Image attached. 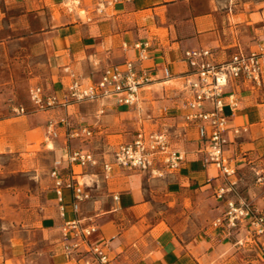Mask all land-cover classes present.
<instances>
[{"label": "crops", "instance_id": "1", "mask_svg": "<svg viewBox=\"0 0 264 264\" xmlns=\"http://www.w3.org/2000/svg\"><path fill=\"white\" fill-rule=\"evenodd\" d=\"M95 3L0 0V89L7 87V74L14 71L9 70L10 58L12 68H22L26 40L32 54L45 57L48 63L49 80L41 86L60 98L71 80L65 68L87 86L96 83L105 68H123L126 60H134L152 82L142 88L134 107L118 105L114 97H108L0 118V172L12 169L4 162L8 154L19 160L29 146L54 140L47 139V124L63 116L73 126L88 127L93 136L76 140L81 144L71 147L62 142L65 130L59 126L56 148L49 149L54 150L55 160L76 148L92 151L95 141L102 142L107 152L96 156L111 161L116 146L132 141L143 128L167 133L171 147L184 153L185 161L162 180L116 166L105 179L101 165L74 166L72 172L91 195L80 202L77 213L69 190H64L63 202L57 199L50 174L44 201L38 206L35 194L0 186V264H82L64 249L70 243L64 228L74 219L83 227H96L90 240L106 243L115 264H264L262 239L249 240L244 228L229 235L212 226L226 207V200L215 196L224 180L205 162L206 142L199 135V123L185 121L189 95L184 90V75L189 72L186 51L208 48L215 61L222 62L239 50L255 51L264 43V0H122L104 14L93 11ZM138 42L149 46L140 62L134 48ZM10 46L15 50L10 51ZM232 89L240 105L234 113L225 108L229 116L226 154L238 170L254 172V181L246 183L241 196L263 208L264 183L256 181L258 173H264L262 92L248 84ZM235 127L241 130L238 135L233 133ZM63 168L67 177L71 169L66 162ZM97 168L104 178L93 173ZM159 200L171 207L165 212L168 218L185 215L183 207L189 202L193 213L204 217V226L155 220L154 201ZM238 240H243L242 245Z\"/></svg>", "mask_w": 264, "mask_h": 264}, {"label": "built area", "instance_id": "2", "mask_svg": "<svg viewBox=\"0 0 264 264\" xmlns=\"http://www.w3.org/2000/svg\"><path fill=\"white\" fill-rule=\"evenodd\" d=\"M68 1L71 5L80 4V0ZM120 1L122 0H96L93 11L104 14L108 8ZM148 47L143 42L134 45L138 50L139 62L146 58ZM184 59L189 66V72L184 75V90L189 95L185 121L199 123V135L206 142L205 162L217 170L224 180L223 185L216 189L215 196L219 200L225 199L226 207L212 222V226L225 230L229 235L244 228L249 231V240L262 239L264 242V207L258 208L238 195V168L227 156L225 149L229 144L225 135L229 130V116L225 114V108L228 107L234 113L240 105L238 93L232 87L248 84L251 89L262 92L264 102V43L255 51L239 50L230 59L222 62L215 61L213 51L208 48L188 50L184 53ZM65 71L71 80L61 98L47 93L41 85L29 88V98L36 110L66 108L72 103L108 97H114L118 105L134 107L140 100L142 88L153 80L146 71L137 69L134 60H126L123 68L118 65L105 68L99 80L87 86L69 68H65ZM165 74L167 77L170 75L168 71ZM207 106L210 107L209 110L206 109ZM16 112L25 114L26 110L24 106H19ZM59 126L65 130L66 140L85 141L93 136L88 127H75L68 116H63L48 122L47 139L58 138ZM240 132V128H233L235 135ZM184 161L185 154L171 147L167 133L141 128L132 141L116 146L111 161H101L92 151L76 148L67 152L64 159L53 162L50 177L60 202H63L64 190L71 192V204L77 213L80 202L89 200L91 195L72 172L74 166L93 168L101 165L105 179L110 177L114 166L161 179L166 174L177 171ZM64 162L71 169L67 177L63 174ZM257 177V183L263 184L264 173H258ZM114 200L117 201L118 197ZM64 231L66 240L70 241L64 247L66 254L78 257L82 264H115V258L111 256L106 243L90 240L96 232L95 226L83 227L78 219H74L67 222ZM237 243L242 245L243 240H238Z\"/></svg>", "mask_w": 264, "mask_h": 264}, {"label": "rangeland", "instance_id": "3", "mask_svg": "<svg viewBox=\"0 0 264 264\" xmlns=\"http://www.w3.org/2000/svg\"><path fill=\"white\" fill-rule=\"evenodd\" d=\"M58 14L59 13H57L56 15L59 16ZM80 15L82 17L84 16L82 12L80 13ZM29 43L30 41L26 40V51L24 54L22 68H20L19 70H17L16 67L12 68L11 58L9 59V70L11 69L13 71L14 69V71L13 73H10L9 71V74H7V77L9 79V81L7 82V87H3L2 89H0V94L3 95L0 97V113L2 111V113L0 114V118L11 117V113L17 115L18 113L16 112V108L19 106H24L26 113H31L33 110H35L29 98V88L34 85L46 86L47 81L49 80L50 73L47 60H45V57L43 56L33 55L28 48ZM9 50L13 51L15 50V47L10 46ZM60 138H62L63 143L66 141L68 146L71 147H76L81 144L76 140H66L63 135ZM55 140L57 139L45 141V148H43L44 143H37L33 146H29L26 150V154H23L21 156V160H18L16 158L17 156H13V154H8L5 157L4 162L11 164L12 169L4 173L0 172V186L17 187L28 194H35V206H38V203H42L45 198L47 187L49 186V183L46 179L49 178L50 170L55 160L54 154H52V151L54 150L49 149L50 146H54V148H56V145L54 144ZM112 141L114 140L112 139ZM103 149L104 148L102 142H93V147L91 148V150L94 151L96 155L102 156L104 153H107ZM49 151H51V153ZM77 170L80 171L79 169ZM86 172V170H83L81 173ZM93 173L100 174L99 178H104L99 168L95 169ZM237 175L240 178L239 182L237 183V193L241 196V193L247 186L246 183H251L254 181V172L252 173V171L247 169H240L238 170ZM145 179L150 180L147 177ZM80 180H88V177L85 179L81 178ZM154 203L158 208V215L154 217L155 220H171L174 225L183 222L184 226L187 227L191 223H195L197 228L204 226V217H201L200 213L197 215L193 213V211L190 209L191 206L189 202H187L183 207L186 214L173 218H168L167 214H165V212L171 208L170 206H168L167 202L159 200L154 201ZM160 212H163V214H159Z\"/></svg>", "mask_w": 264, "mask_h": 264}, {"label": "bare ground", "instance_id": "4", "mask_svg": "<svg viewBox=\"0 0 264 264\" xmlns=\"http://www.w3.org/2000/svg\"><path fill=\"white\" fill-rule=\"evenodd\" d=\"M50 148H53V146H50Z\"/></svg>", "mask_w": 264, "mask_h": 264}]
</instances>
